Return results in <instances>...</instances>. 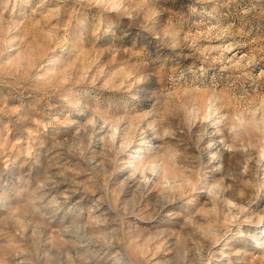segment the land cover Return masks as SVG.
I'll list each match as a JSON object with an SVG mask.
<instances>
[{"label": "rangeland", "instance_id": "1", "mask_svg": "<svg viewBox=\"0 0 264 264\" xmlns=\"http://www.w3.org/2000/svg\"><path fill=\"white\" fill-rule=\"evenodd\" d=\"M237 263L264 264V0H0V264Z\"/></svg>", "mask_w": 264, "mask_h": 264}, {"label": "bare ground", "instance_id": "2", "mask_svg": "<svg viewBox=\"0 0 264 264\" xmlns=\"http://www.w3.org/2000/svg\"><path fill=\"white\" fill-rule=\"evenodd\" d=\"M218 143H219V142H218ZM141 144H142V143H141ZM214 144H217V142L214 143ZM138 145L141 146L140 144H138ZM138 145H137V146H138ZM139 146H138V147H139ZM155 147H156V146H155ZM143 148H144V147H143ZM140 151H141V148H140V150H138L137 152H140ZM142 152H144V151H142ZM144 158H145V157H144ZM137 159H138V158H137ZM131 163H132V162H131ZM66 188H67V187H66ZM47 190H48V189H47ZM65 192H66V191H65ZM66 198H67V197H66ZM100 219H101V218H100ZM81 237H82V236H81ZM85 237H86V236H85ZM80 241H82L81 244L84 243V242L90 243L89 239H87V238H86V239L83 238V239H81ZM78 243H79V242H78ZM75 244H76V243H75ZM259 244H260V243H259ZM92 245H93V244H92ZM94 245H95V244H94ZM95 246H96V245H95ZM97 246H98V245H97ZM257 246H258V245H257ZM258 252H259V251H258ZM225 257H226V255H225ZM115 258H116V257H115ZM120 259H121V258H120ZM117 260H118V259H117ZM237 264H238V263H237Z\"/></svg>", "mask_w": 264, "mask_h": 264}]
</instances>
